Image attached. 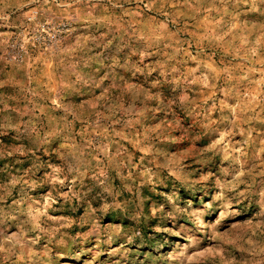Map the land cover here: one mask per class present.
<instances>
[{
  "label": "rangeland",
  "instance_id": "obj_1",
  "mask_svg": "<svg viewBox=\"0 0 264 264\" xmlns=\"http://www.w3.org/2000/svg\"><path fill=\"white\" fill-rule=\"evenodd\" d=\"M264 0H0V264H264Z\"/></svg>",
  "mask_w": 264,
  "mask_h": 264
},
{
  "label": "built area",
  "instance_id": "obj_2",
  "mask_svg": "<svg viewBox=\"0 0 264 264\" xmlns=\"http://www.w3.org/2000/svg\"><path fill=\"white\" fill-rule=\"evenodd\" d=\"M263 87H264V82H263Z\"/></svg>",
  "mask_w": 264,
  "mask_h": 264
}]
</instances>
